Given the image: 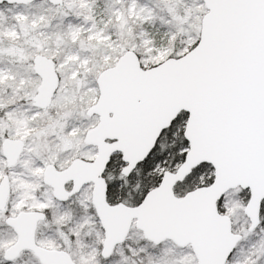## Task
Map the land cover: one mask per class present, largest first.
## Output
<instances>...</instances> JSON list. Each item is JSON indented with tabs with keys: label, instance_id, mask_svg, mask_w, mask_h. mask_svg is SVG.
<instances>
[{
	"label": "snow or ice",
	"instance_id": "snow-or-ice-1",
	"mask_svg": "<svg viewBox=\"0 0 264 264\" xmlns=\"http://www.w3.org/2000/svg\"><path fill=\"white\" fill-rule=\"evenodd\" d=\"M0 264H264V0H0Z\"/></svg>",
	"mask_w": 264,
	"mask_h": 264
}]
</instances>
